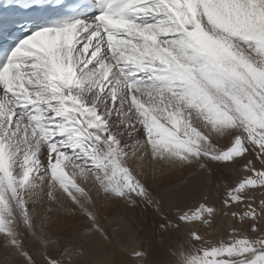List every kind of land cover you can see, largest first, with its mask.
<instances>
[{
	"label": "snow or ice",
	"instance_id": "obj_1",
	"mask_svg": "<svg viewBox=\"0 0 264 264\" xmlns=\"http://www.w3.org/2000/svg\"><path fill=\"white\" fill-rule=\"evenodd\" d=\"M0 264H264V0H0Z\"/></svg>",
	"mask_w": 264,
	"mask_h": 264
},
{
	"label": "rangeland",
	"instance_id": "obj_2",
	"mask_svg": "<svg viewBox=\"0 0 264 264\" xmlns=\"http://www.w3.org/2000/svg\"><path fill=\"white\" fill-rule=\"evenodd\" d=\"M157 184L160 185L161 190H163L164 188L169 186L166 179H158ZM136 218L139 221V236L141 238V242H142L144 249L148 250L151 247H155L157 244L156 238H155L154 234L149 233V230L145 224L144 218L140 215L139 211H137V217ZM147 223L151 224L152 222L149 220ZM101 256L103 257V259H105L103 255H101ZM118 259L119 258H117V260Z\"/></svg>",
	"mask_w": 264,
	"mask_h": 264
},
{
	"label": "bare ground",
	"instance_id": "obj_3",
	"mask_svg": "<svg viewBox=\"0 0 264 264\" xmlns=\"http://www.w3.org/2000/svg\"><path fill=\"white\" fill-rule=\"evenodd\" d=\"M104 258H105V257H104ZM100 259L102 260V259H103V257L101 256V257H100Z\"/></svg>",
	"mask_w": 264,
	"mask_h": 264
}]
</instances>
